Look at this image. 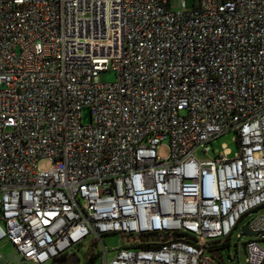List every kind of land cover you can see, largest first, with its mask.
Returning a JSON list of instances; mask_svg holds the SVG:
<instances>
[{
    "label": "built area",
    "instance_id": "built-area-1",
    "mask_svg": "<svg viewBox=\"0 0 264 264\" xmlns=\"http://www.w3.org/2000/svg\"><path fill=\"white\" fill-rule=\"evenodd\" d=\"M263 206L264 0H0V264H264Z\"/></svg>",
    "mask_w": 264,
    "mask_h": 264
},
{
    "label": "rangeland",
    "instance_id": "rangeland-1",
    "mask_svg": "<svg viewBox=\"0 0 264 264\" xmlns=\"http://www.w3.org/2000/svg\"><path fill=\"white\" fill-rule=\"evenodd\" d=\"M187 8L192 6V0H184ZM180 4V0H172V7L177 8ZM116 79V75L113 71H104L99 74V80L102 82H111ZM84 120L87 121L86 110L84 111ZM235 132L228 131L219 135L212 142L209 143L210 151L206 155L214 156L215 153L220 152L223 149V146L229 148L232 153L236 152L237 144L234 140ZM157 152L160 157L165 158L168 156L169 149L167 142H163L158 145ZM38 166L41 169H48L51 166V161L47 158H42L38 162ZM264 210V206L261 208ZM249 220V217H244L240 220L237 227L230 234V241L227 245L220 247V254L225 264H247L246 255L243 250L244 241L248 240V237L242 234V226ZM241 235V237H240ZM240 237V238H239ZM103 243L110 249L111 247H119L124 243V239H121L118 234H108L102 237ZM238 244V248H237ZM0 251L6 257L9 258L13 252L10 244L5 243L4 241L0 243ZM73 251L79 257V263L82 264L86 258H88L92 253L97 252V247L92 236L87 237L83 243L73 247ZM109 257L112 256V252H109Z\"/></svg>",
    "mask_w": 264,
    "mask_h": 264
},
{
    "label": "water",
    "instance_id": "water-1",
    "mask_svg": "<svg viewBox=\"0 0 264 264\" xmlns=\"http://www.w3.org/2000/svg\"><path fill=\"white\" fill-rule=\"evenodd\" d=\"M243 229L246 231V234L251 235L248 231L246 226L243 227ZM244 250V247H243ZM245 253V250H244ZM214 256L222 262L221 257L219 256V254L217 252H214ZM79 263V257L77 256V254L75 252L70 253L66 258H64L63 260H61L58 264H78Z\"/></svg>",
    "mask_w": 264,
    "mask_h": 264
},
{
    "label": "trees",
    "instance_id": "trees-1",
    "mask_svg": "<svg viewBox=\"0 0 264 264\" xmlns=\"http://www.w3.org/2000/svg\"><path fill=\"white\" fill-rule=\"evenodd\" d=\"M64 258H65V256H63L60 260H62ZM97 259H98V254L92 253L88 258H86V260L82 264H96ZM53 264H58V262L53 263Z\"/></svg>",
    "mask_w": 264,
    "mask_h": 264
}]
</instances>
